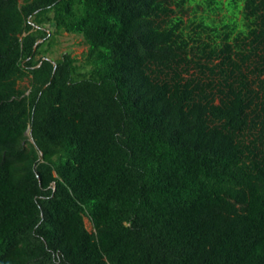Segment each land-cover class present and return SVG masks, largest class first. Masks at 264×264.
<instances>
[{"label": "trees", "instance_id": "trees-1", "mask_svg": "<svg viewBox=\"0 0 264 264\" xmlns=\"http://www.w3.org/2000/svg\"><path fill=\"white\" fill-rule=\"evenodd\" d=\"M0 264H264V0H0Z\"/></svg>", "mask_w": 264, "mask_h": 264}, {"label": "rangeland", "instance_id": "rangeland-1", "mask_svg": "<svg viewBox=\"0 0 264 264\" xmlns=\"http://www.w3.org/2000/svg\"><path fill=\"white\" fill-rule=\"evenodd\" d=\"M87 44L84 42L82 36L67 32L55 35L52 45V50L49 56L53 59L59 57L63 52H70L79 61L83 60L84 53L87 51ZM27 84V81L22 82V85ZM85 224L88 229L92 228L91 222L85 219Z\"/></svg>", "mask_w": 264, "mask_h": 264}, {"label": "water", "instance_id": "water-1", "mask_svg": "<svg viewBox=\"0 0 264 264\" xmlns=\"http://www.w3.org/2000/svg\"><path fill=\"white\" fill-rule=\"evenodd\" d=\"M26 134L30 135V129L28 128V130L26 131Z\"/></svg>", "mask_w": 264, "mask_h": 264}]
</instances>
